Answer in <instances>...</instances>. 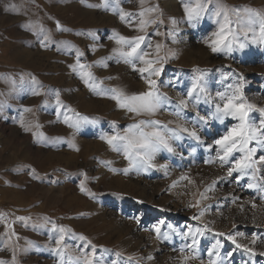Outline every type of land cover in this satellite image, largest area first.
I'll return each mask as SVG.
<instances>
[{
  "label": "rangeland",
  "instance_id": "obj_1",
  "mask_svg": "<svg viewBox=\"0 0 264 264\" xmlns=\"http://www.w3.org/2000/svg\"><path fill=\"white\" fill-rule=\"evenodd\" d=\"M184 2L187 0H147L144 5L156 6L151 18L162 21L148 27L147 38L153 47L147 50L155 53V45H162L160 55L167 62L157 83L172 101L151 118L165 124L171 121L169 127L176 123L192 127L199 112L209 118L206 124H195L202 143L188 137L173 141L175 153H157L156 167L125 173L128 161L99 137L122 133L147 117L134 116L118 108L114 100L96 95L69 65L75 64L79 50L83 53L81 63L91 65L89 70L102 81L103 88H119L128 94L145 91L140 74L122 60L117 62L113 49L119 45L109 38L115 33L129 37L144 33L122 21L112 7H96L102 0H0V213L6 214L0 221V258L11 260V244L17 250L18 264H57L58 258L51 252L57 235L51 231L55 223L91 241L104 264H184L187 255L198 257L187 264H201V260L207 264L208 250L217 240L222 264H264V256H251L210 232L198 235L199 243L193 249L187 247L193 239L185 235L189 228L207 224L213 232L236 235L239 243L264 252V165L257 166L255 181L250 176L237 180L235 173L226 177V168L216 159L214 141L236 121L227 118L220 123L211 118L220 102L216 94L240 78L245 98L264 107V45L252 44L249 34L245 48L234 45L230 53H213L203 41L217 25L205 16L193 27L185 17ZM223 2L264 11V0ZM10 5L18 11L9 10ZM119 7L131 13L141 10L139 0H119ZM57 22L67 31L58 30ZM29 23L34 30L27 29ZM157 30L162 35H155ZM41 41L46 46L42 47ZM106 57H112L106 60L107 67L96 63ZM201 73L209 102H190L182 118H177L175 102L185 97ZM33 77L43 86L40 96L31 95ZM55 91L60 92L65 105L96 123L85 124L77 132L64 124L62 117L57 120ZM26 107L33 111L23 112ZM22 113L26 122L41 125L39 131L47 137L46 142L21 128ZM251 115L258 119V113ZM69 141L75 147H69ZM262 154L258 151L257 156ZM184 176L195 184L181 179ZM81 180L92 195L80 191ZM250 182L258 187L248 188ZM209 185L213 190L206 193L208 199L202 200L199 208L189 207ZM201 210V219H192ZM19 216L30 219L18 221L15 218ZM5 224L16 233L11 241L4 236ZM156 224L166 238H157L152 230ZM253 236L258 238L255 245L250 244ZM65 242L74 254L84 243L71 233ZM149 255L152 260L147 259Z\"/></svg>",
  "mask_w": 264,
  "mask_h": 264
},
{
  "label": "snow or ice",
  "instance_id": "obj_2",
  "mask_svg": "<svg viewBox=\"0 0 264 264\" xmlns=\"http://www.w3.org/2000/svg\"><path fill=\"white\" fill-rule=\"evenodd\" d=\"M146 2L147 0H139L141 10L138 13L126 12L123 8H120L119 0H102V4L96 6L103 7L105 10L112 7V10L119 14L122 21H125L130 27L135 26L136 31L144 33L143 35L131 37L115 33L109 38L119 45V47L113 49V54L117 56V62L119 63L122 60L125 64L131 65L133 71L140 74V78L146 85L145 91L128 94L123 89L119 88H103L101 86L102 81H98L89 70L91 65L81 63L80 57L83 53L79 50L76 51L75 64L69 65L72 71L79 75L84 85L90 91L96 95L106 96L114 100L118 108L134 116L147 117L146 119H140L130 124L122 133L117 131L112 134H102L99 137L101 140L105 141L113 151L122 154L128 161V168L123 169L125 173L133 168L140 171L156 167L154 160L157 153H175L176 149L173 146V141H180L188 137L202 143L195 124L201 122L206 124L209 119L207 116H201L199 112H197L192 127L185 126L183 123H176L175 127H169V124L172 123L171 121L165 124L160 120L151 118L166 105L172 104V101L170 97L160 91L157 83V78L161 76L164 64L167 62V58L160 55L162 45H155V53L147 50L153 47L152 42L147 38L148 27L153 24L162 23V21L151 18V14L158 9L156 6L144 7ZM89 6L94 7L93 5ZM183 9L188 23L193 27L199 24L205 16L213 20L217 25L216 30L203 41L213 53H230L233 51L234 45L241 49L245 48L246 43L249 42V34H251L250 42L252 44L264 45V11L247 6H228L223 0H187V2L183 3ZM9 10L18 11L15 5H10ZM137 17L138 20L136 19ZM173 23H175V20H173ZM233 24L238 25L239 28L233 27ZM26 27L30 31L34 30V25L31 23L26 25ZM56 28L58 30L67 31V29L61 27L59 22L56 23ZM40 31L43 32L44 29L41 27ZM154 34L157 36L162 35L158 30ZM90 35L92 34L90 33ZM241 37L243 39H241ZM48 39L49 37L45 35L44 41ZM44 41H41L42 47L46 46ZM111 58L112 57L102 58L96 61V63L107 67L106 60ZM137 65L141 66L138 67ZM194 71L199 72L200 70L195 69ZM202 79V73L196 76L192 81L191 87L187 90L185 97L175 102V111L173 114L177 118H182V114L184 110L188 108L190 102L193 105L199 104L201 99H203L205 103L209 102L206 89L201 84ZM32 83L31 95H42L43 86L39 84L35 77L32 78ZM243 87V78H240L238 83L234 85L229 84L225 92H218L216 94L220 102L215 104V110L211 114V118L220 123H224L227 118H231L236 121V123L228 127L227 131L214 141V144L217 146L216 159L220 162L221 168H226V177H233L235 173L237 174V180L250 176L252 181H255L256 172L258 170L257 166L264 165V154L257 156L258 151L264 152V107H258L256 104L250 103L244 96ZM54 95L57 120H60L62 117L63 123L75 129L77 132L85 124L94 125L96 123L94 119H90L88 116L75 112L69 106L65 105L60 99L59 91H55ZM32 111V108L26 107L23 109V112L27 113ZM69 113H71V115H69ZM253 113L259 114L258 119H253L251 115ZM19 124L25 132L31 131L33 137L38 141H47V137H45L44 133L39 131L41 125L38 123L33 124L31 121L26 122L23 113L20 116ZM33 127L36 131H32ZM68 144L69 147H75L71 141H69ZM208 147L211 148L212 145ZM110 163L111 162H106V165ZM159 167L166 169L167 166L159 165ZM110 170L118 171L117 169L111 168ZM226 177H221L219 179H224ZM181 179H186L189 183L195 184V181L191 180L189 177L184 176L181 177ZM215 183L216 181H213V185ZM79 187L81 192L92 195L86 188L84 180H81ZM247 187L252 189L258 187V185L255 182H250L247 184ZM212 190V185H209L204 192L199 193L200 198L196 199L195 203H190L188 206L199 208L201 201L208 199L206 193ZM193 195L196 194L194 193ZM252 207L254 208L256 205L253 203ZM203 215L204 212L201 210L199 215L193 216L192 219L200 220ZM5 217L6 214L0 213V221H4ZM15 219L27 222L30 217L19 216ZM5 228L6 232L4 236L8 241H11L16 233L12 230L11 225L5 224ZM152 230L156 233L158 239L166 238V236H162L161 234L160 224L154 225ZM51 231L57 233L54 237L55 246L51 248V252L58 258L57 264H104L103 260L96 256V246L91 244V241H88L83 235L76 237V234L72 233L71 229L57 226L55 223H52ZM205 232L213 233L215 237H224L227 241H230L236 249H242L251 256H264V252L258 253L254 247L239 243L236 235L213 232V229L209 228L207 224H205L203 228H189L188 233L185 235H191L193 239L192 244L187 247L193 249L194 246L199 243L196 237L198 235H204ZM69 233H71L74 238L84 242L82 246H78V254H74L70 251L69 245L65 242V238ZM257 240L258 238L253 236L250 240V244L255 245ZM29 243L31 244V242ZM8 246L12 250L11 260L8 261L0 258V264H18L16 248L11 244ZM220 247L221 243L217 240L208 250L209 259L207 264H222L219 252ZM25 251H27V249H25ZM117 255H119V253H117ZM227 255L231 256L232 253L229 252ZM214 256L216 257L215 259H213ZM197 258L196 255H187L183 257V261L184 264H187V261ZM147 259L152 260L153 257L149 255ZM112 264H116V262L113 261ZM201 264H204L203 260H201Z\"/></svg>",
  "mask_w": 264,
  "mask_h": 264
},
{
  "label": "bare ground",
  "instance_id": "obj_3",
  "mask_svg": "<svg viewBox=\"0 0 264 264\" xmlns=\"http://www.w3.org/2000/svg\"><path fill=\"white\" fill-rule=\"evenodd\" d=\"M101 8V7H100ZM101 13V12H100ZM91 14V13H90ZM84 15H85V13H84ZM87 16H88V14H86ZM85 15V16H86ZM87 18V17H86ZM94 18V17H93ZM87 20H88V18H87ZM114 47L116 48V45H114ZM125 75H127V74H125ZM130 79V78H129ZM128 80V79H127ZM121 83H123V82H121ZM136 87V86H135Z\"/></svg>",
  "mask_w": 264,
  "mask_h": 264
},
{
  "label": "crops",
  "instance_id": "obj_4",
  "mask_svg": "<svg viewBox=\"0 0 264 264\" xmlns=\"http://www.w3.org/2000/svg\"><path fill=\"white\" fill-rule=\"evenodd\" d=\"M3 90H4V88H3ZM7 90V89H6Z\"/></svg>",
  "mask_w": 264,
  "mask_h": 264
}]
</instances>
